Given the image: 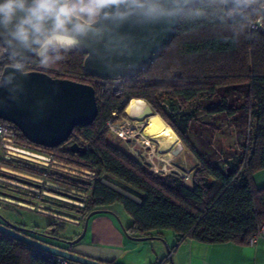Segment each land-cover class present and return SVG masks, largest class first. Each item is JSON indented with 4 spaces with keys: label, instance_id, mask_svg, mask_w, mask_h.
Masks as SVG:
<instances>
[{
    "label": "trees",
    "instance_id": "16d2710c",
    "mask_svg": "<svg viewBox=\"0 0 264 264\" xmlns=\"http://www.w3.org/2000/svg\"><path fill=\"white\" fill-rule=\"evenodd\" d=\"M261 10V6L246 10L236 19L232 12H225L223 0H205L181 18L169 48L142 74L127 79L123 95L99 100L95 122L76 128L65 144L53 149L34 146L18 130L21 146L38 149L77 169L94 173L87 177L70 171L80 178L87 177L91 182L87 188L90 194H86L85 203L73 208L74 216L64 217L85 223L91 213L109 211L112 205L120 203L131 218L130 227L124 231L132 239H154L164 231H172L177 244L186 240L248 243L264 224V187H257L254 181V175L264 170V33L251 31L249 27L262 14ZM61 55L63 59L48 65L36 62L55 79L88 84L97 91V85L83 79L85 55L78 49L62 51ZM5 68L0 63V78ZM235 88H246L243 108L254 125H250V145L243 146L244 154L238 165L225 172L195 148L188 138L186 117L178 119L163 99L188 104L201 95L216 97L220 90ZM133 100L147 102L153 116L159 115L196 158L199 166L190 183L176 171H154L108 140L111 133L105 125L112 113L124 115ZM215 112L234 115L224 106ZM74 144L80 147L79 151L72 149ZM27 169L31 172L34 168ZM103 179H111V184L139 200L114 189ZM60 190L70 191L64 187ZM27 196L18 199L24 204L36 199L32 192H27ZM48 228L51 236L58 237L54 225ZM0 264L59 263L52 256L0 233Z\"/></svg>",
    "mask_w": 264,
    "mask_h": 264
},
{
    "label": "water",
    "instance_id": "95a60500",
    "mask_svg": "<svg viewBox=\"0 0 264 264\" xmlns=\"http://www.w3.org/2000/svg\"><path fill=\"white\" fill-rule=\"evenodd\" d=\"M204 1L182 0L181 11L169 23H146L134 15L124 20H101L98 24L99 33L74 48L85 55L83 62L85 76L102 81L133 79L139 76L152 65L161 52L169 48L179 30L181 18ZM252 8L254 5L246 10ZM224 10L232 12L233 18L236 19L241 18L246 11L234 9L231 3L224 4ZM261 12L264 15V9ZM0 47L6 49L7 54L18 63L29 64L39 57L35 52L12 39L3 28H0ZM98 113L96 90L91 85L55 79L40 72H24L15 67H6L3 70L0 78V120L15 125L25 139L34 146L53 149L65 144L76 128L92 125ZM151 117L153 110L150 106H145L136 110L133 119L144 122ZM145 134L151 136L147 128ZM72 149L79 151L80 147L74 144ZM17 205L30 208L25 204ZM103 213L111 212L91 213L85 220L82 233L75 239L63 240L16 226L7 220L4 224L0 223V233L42 252L78 264H108L72 251V247L85 238L90 219ZM58 217L77 224V220ZM2 220L5 219L2 217ZM52 241L63 245H52ZM163 242L170 256L171 248L165 241Z\"/></svg>",
    "mask_w": 264,
    "mask_h": 264
},
{
    "label": "rangeland",
    "instance_id": "374dc122",
    "mask_svg": "<svg viewBox=\"0 0 264 264\" xmlns=\"http://www.w3.org/2000/svg\"><path fill=\"white\" fill-rule=\"evenodd\" d=\"M73 49L74 48L68 51ZM245 92L246 88L220 90L217 92L216 97H210L204 94L197 100L188 104H183L167 97H164L163 99L178 119L186 117L188 138L195 148L205 157L207 161L215 166H218L225 172L238 165L239 160L244 154L243 146L248 144L250 145V139L252 138L251 127L254 125V120H250L248 118L243 108L246 101ZM131 102L129 103V106L131 105ZM145 106H148V104L144 101L143 108H145ZM220 106L226 107L227 111H233L234 115L230 116L228 112H215V110H217ZM122 116L128 118L126 110L125 114ZM148 119L149 118L144 121L145 123L147 122V127ZM153 134L151 135V139L155 142L154 137H156L158 133H155V136ZM156 139L161 144L170 147L168 152L163 151L164 154H162L160 158L172 159L176 166L173 162L171 164L174 165V168L178 169L179 172L186 174L188 176L187 181L190 183L191 177L199 166L196 158L187 150L182 142L179 141L180 139L178 137L176 139L177 145L175 144V138ZM108 140L124 152L128 153L130 156L135 157L133 152L130 150L132 147L130 142L128 143L113 134H109ZM155 145L157 146L156 148L151 144L152 148L156 151L157 148H159V144L155 142ZM28 149H30L33 153H38V151L34 148L28 147ZM153 149H147L145 152L150 153ZM135 150H138V148ZM3 156L4 151L0 150V215L6 217L9 222H12L15 225L43 234L50 232L48 228L49 225H54V228L57 229L58 238L63 240L75 239L77 233L82 232L81 228L83 229L84 223L81 228H78L70 223L71 221L66 222L56 218L60 219L58 216L66 214H72V216H74L75 212L72 211L73 208H78L79 205L77 204L84 203L82 200L86 199V194H90V191L87 188L90 187L91 182L86 178L88 176H93L94 173L83 169H77L67 162L57 159L54 155L56 163L51 162L47 173L37 169H31L33 171L30 172L27 169L29 167L26 165L8 161L4 159ZM152 160L154 166L157 165L159 168L166 167L169 169L170 165L168 166L165 161H161V163H159L160 161L158 162L156 159ZM29 161L35 162L33 160ZM51 170L55 172L49 173ZM70 171L80 172L87 177L80 178L77 175L71 174ZM5 175L12 176L17 179L9 178ZM20 175L41 179L44 182L42 184L36 183L29 179H23ZM24 181H29L30 183ZM103 181L106 180L103 179ZM254 181L257 187H264V170L259 171L254 175ZM33 183L41 185L40 189ZM48 183L57 185L60 188H67L71 192L69 191V193H67L60 190V188L49 187ZM45 187L62 192L64 195L47 191ZM27 192H32V194H36V196L40 195L41 197L38 200V203L47 206L48 208H41L39 204L37 206L28 205L32 209L27 208L26 206H23V208L22 206L14 207L15 205L18 206L17 204L24 205L23 202L20 203V199L18 198H28ZM43 192L47 194H54L59 198L51 197ZM69 195L75 196L79 199L72 198ZM60 198L69 200L65 201ZM110 209L117 214L122 221L130 218L124 206L120 203L112 205ZM69 218L73 219L74 217L69 216ZM120 218L118 222L120 221ZM51 244L57 246L63 245L53 241Z\"/></svg>",
    "mask_w": 264,
    "mask_h": 264
},
{
    "label": "clouds",
    "instance_id": "9594fccd",
    "mask_svg": "<svg viewBox=\"0 0 264 264\" xmlns=\"http://www.w3.org/2000/svg\"><path fill=\"white\" fill-rule=\"evenodd\" d=\"M223 3L234 9L264 8V0ZM181 9L182 0H0V28L48 65L99 33L101 20L134 15L146 23H169Z\"/></svg>",
    "mask_w": 264,
    "mask_h": 264
},
{
    "label": "crops",
    "instance_id": "0c3cea01",
    "mask_svg": "<svg viewBox=\"0 0 264 264\" xmlns=\"http://www.w3.org/2000/svg\"><path fill=\"white\" fill-rule=\"evenodd\" d=\"M160 157L159 163L165 161L168 166L172 165V159ZM109 211L111 213L90 219L85 238L72 247L73 252L108 264H264V238H259L254 244H209L197 240L177 244L174 232L164 231L159 238L136 241L124 231L130 227L131 218L122 221L111 209ZM72 224L81 228L83 223L78 219L77 224ZM163 241L171 248L170 256Z\"/></svg>",
    "mask_w": 264,
    "mask_h": 264
},
{
    "label": "built area",
    "instance_id": "2783aa9c",
    "mask_svg": "<svg viewBox=\"0 0 264 264\" xmlns=\"http://www.w3.org/2000/svg\"><path fill=\"white\" fill-rule=\"evenodd\" d=\"M260 8V5H254V10H257ZM262 8V7H261ZM264 9V8H262ZM250 30L254 32H260L264 33V15L260 14L256 20L250 22L249 24ZM41 61V58L38 57L35 60H33L29 64L25 63H18L14 61L8 54L6 49L0 47V63L3 64L5 67H15L19 68L24 72H40V73H46V69L43 68L42 66L38 65L37 62ZM48 75V74H47ZM84 80H87L92 82L94 85H97V91H96V98L97 101L102 100L105 97H110V96H121L123 95L124 88L127 83V79H117V80H112V81H102L98 80L95 78H90V77H83ZM147 127V122H136L132 116L128 115V118L123 117L119 115L118 111H114L112 113L111 119L106 123L105 129L109 131L111 134L118 136L122 140L126 142H130L132 147L130 150L133 152L136 158L141 159L144 163L150 165L154 171H159V172H173L176 171L178 172L182 177H184L186 180L188 176L184 173L179 172L176 170L173 166H169V169L165 168H159L157 165H153V160L156 159L159 162V157L163 154L159 148L155 151L151 144L156 148L157 146L155 145V142L153 139H151V136H147L145 134V129ZM138 150H135L137 149ZM153 149L150 153H146L145 151L147 149ZM35 149V148H34ZM0 150L4 151V156L3 158L10 161L8 159V156H15L23 160H33L35 161L34 163H37L39 165H42L45 167V170L43 172L47 173L49 170L48 168L50 167L51 162L56 163V160L53 155L51 154H45V153H40L38 149V153H33L31 152L30 149L23 147L20 145L18 141V128L13 125L10 122L7 121H2L0 120ZM12 162V161H11ZM32 162V161H31ZM15 163V162H14ZM38 170V169H37ZM6 171V170H4ZM41 171V170H40ZM55 172V171H54ZM52 170L49 173H54ZM2 174V173H1ZM21 177V176H20ZM23 179H29L33 182L40 183L42 184L44 181L41 179H36L33 177H24ZM33 183L35 186L41 187V185ZM49 187H56L60 188L57 185H53L51 183H48ZM47 191H51L54 193L60 194L56 190H52L48 187H45ZM38 192V191H37ZM42 192V191H40ZM44 194H47L43 192ZM57 194V195H58ZM51 197H57L54 194H47ZM64 195V194H63ZM66 195V194H65ZM40 195L36 196V199H32V202H27V205L30 206H37L38 200L40 199ZM62 200L68 201L65 198H60ZM84 203L86 202L85 200H82ZM83 204V203H80ZM41 208H48L47 206L39 204ZM259 238H264V224L260 227L258 232H256L251 238L249 239L250 244H254ZM45 253V252H44ZM45 255H50L48 253H45ZM52 258L57 261L59 264H78L73 261H70L68 259L55 256V255H50Z\"/></svg>",
    "mask_w": 264,
    "mask_h": 264
},
{
    "label": "bare ground",
    "instance_id": "6f19581e",
    "mask_svg": "<svg viewBox=\"0 0 264 264\" xmlns=\"http://www.w3.org/2000/svg\"><path fill=\"white\" fill-rule=\"evenodd\" d=\"M144 107V101L142 100H133L131 102V105L129 106L128 108V114L130 116H134L133 113L136 112V110L138 109H141ZM131 112V113H129ZM147 128V132L150 133L151 135L154 133H158V135L155 138V142L157 144H159V149L162 150V151H169L170 150V147L167 146V145H164V144H161L156 138H164V139H170V138H175V140L177 139V136L176 134L173 132V130L170 128V126H168L166 124V122H164V120L160 117V116H153L151 118L148 119V127ZM153 134V135H154ZM155 136V135H154ZM171 142V141H170ZM174 142V141H173ZM167 144V143H166ZM8 159L12 162H15V163H20V164H24L26 166H29V167H32L34 169H38V170H41V171H44L45 170V167L42 166V165H39L37 163H34V162H31V161H27V160H23V159H20L18 157H15V156H8ZM6 177H9V178H14V179H17L15 177H12V176H8V175H5ZM18 180H21V179H18ZM111 180V179H110ZM110 180L107 182V181H104L106 184L110 185L111 187H113L114 189L122 192L123 194H126L127 196L135 199V200H139L137 196H134L133 194H131L130 192H128L127 190L121 188V187H118V186H115L110 182ZM116 180V179H115ZM23 181V180H21ZM24 182H27V183H30L29 181H24ZM129 187V186H128ZM59 192V191H58ZM60 194H64L62 192H59ZM70 197L72 198H75V199H79L75 196H71L69 195ZM69 200V199H68ZM78 205V204H77Z\"/></svg>",
    "mask_w": 264,
    "mask_h": 264
},
{
    "label": "flooded vegetation",
    "instance_id": "af4514ba",
    "mask_svg": "<svg viewBox=\"0 0 264 264\" xmlns=\"http://www.w3.org/2000/svg\"><path fill=\"white\" fill-rule=\"evenodd\" d=\"M126 113L128 114V109H126ZM128 115H129V114H128ZM129 116H130V115H129ZM2 217H3V216H2ZM2 217H1V215H0V223H1V224H4V223H5L4 221H6V220L9 221L6 217H3L5 220H2ZM10 223H12V222H10ZM12 224H13V223H12ZM14 225H15V224H14ZM16 226H18V225H16ZM9 227H11V226H9ZM19 227H22V226H19ZM47 234H48V235H51L50 232H47Z\"/></svg>",
    "mask_w": 264,
    "mask_h": 264
}]
</instances>
